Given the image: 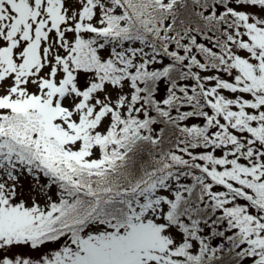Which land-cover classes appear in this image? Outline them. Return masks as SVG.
<instances>
[{
  "label": "snow or ice",
  "instance_id": "6c2138e0",
  "mask_svg": "<svg viewBox=\"0 0 264 264\" xmlns=\"http://www.w3.org/2000/svg\"><path fill=\"white\" fill-rule=\"evenodd\" d=\"M0 264H264V0H0Z\"/></svg>",
  "mask_w": 264,
  "mask_h": 264
},
{
  "label": "rangeland",
  "instance_id": "374dc122",
  "mask_svg": "<svg viewBox=\"0 0 264 264\" xmlns=\"http://www.w3.org/2000/svg\"><path fill=\"white\" fill-rule=\"evenodd\" d=\"M248 11L256 12L258 9H249ZM25 187L27 188L28 185L26 183ZM55 199V197H53ZM50 247H55V245H50ZM19 251L25 253V254H31V255H37V253H31L28 249H20Z\"/></svg>",
  "mask_w": 264,
  "mask_h": 264
}]
</instances>
